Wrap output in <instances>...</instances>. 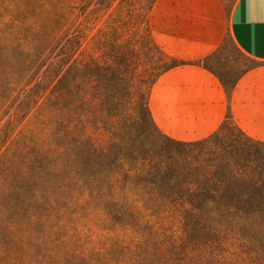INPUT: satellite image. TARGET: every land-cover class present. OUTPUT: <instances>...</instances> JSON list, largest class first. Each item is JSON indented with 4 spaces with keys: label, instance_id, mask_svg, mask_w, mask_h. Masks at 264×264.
<instances>
[{
    "label": "trees",
    "instance_id": "obj_1",
    "mask_svg": "<svg viewBox=\"0 0 264 264\" xmlns=\"http://www.w3.org/2000/svg\"><path fill=\"white\" fill-rule=\"evenodd\" d=\"M79 1L0 0V124L14 107L0 126V264H264V141L229 114L200 140L165 134L151 90L184 63L152 39L156 0L86 14ZM213 54L194 64L214 73ZM77 205L125 219L132 238L86 250L63 232Z\"/></svg>",
    "mask_w": 264,
    "mask_h": 264
},
{
    "label": "crops",
    "instance_id": "obj_2",
    "mask_svg": "<svg viewBox=\"0 0 264 264\" xmlns=\"http://www.w3.org/2000/svg\"><path fill=\"white\" fill-rule=\"evenodd\" d=\"M149 24L155 44L184 64L163 73L152 87L150 109L158 127L181 141L214 133L229 114L249 136L264 141V0H156ZM230 36L260 64L227 90L213 72L194 64Z\"/></svg>",
    "mask_w": 264,
    "mask_h": 264
},
{
    "label": "rangeland",
    "instance_id": "obj_3",
    "mask_svg": "<svg viewBox=\"0 0 264 264\" xmlns=\"http://www.w3.org/2000/svg\"><path fill=\"white\" fill-rule=\"evenodd\" d=\"M98 1L102 0H91L87 8L84 9V14H86L90 8L94 7V5ZM221 1L223 2L226 9H229L235 0ZM79 2L80 4H85L84 0H80ZM118 2L119 0H117L114 3L113 7L109 10H115V7L118 6ZM107 3L108 2L106 1L104 5L106 6ZM100 6H102V4ZM106 12V9L98 12L99 18L97 21L96 29L94 31L95 34H98L99 28L104 25V20L108 16V13ZM96 51L97 55L99 56L101 54V50L97 49ZM172 63V61L166 62L164 66H169V64L171 65ZM254 64L255 62L247 58L230 40H228V38L213 54V57L208 62V66L218 76L227 90L233 86L234 82L242 73L252 68ZM32 84L29 85L27 89H29ZM13 109L14 107L9 110V113L6 115L5 119L10 114H12ZM4 120L1 122L0 126L3 124ZM92 208L86 205H77L73 207L72 212L66 216V219L68 220V226L67 229L63 231L66 237H68L69 235H73L74 242L81 244V246L88 251L106 249L117 240L126 239L127 241H129L132 238V231L128 230L127 227H125V219H123V221L121 222L122 224H118L107 214L103 213L102 211L97 212ZM179 233L182 234L181 231ZM186 235L188 236V240H191L192 243L198 245L205 240V232L203 231H189ZM134 239L138 241L139 237L135 235ZM27 260L32 263L31 258H28ZM27 260L24 262V264H28ZM33 260L35 261L36 259L33 258ZM33 264L41 263L34 262Z\"/></svg>",
    "mask_w": 264,
    "mask_h": 264
}]
</instances>
